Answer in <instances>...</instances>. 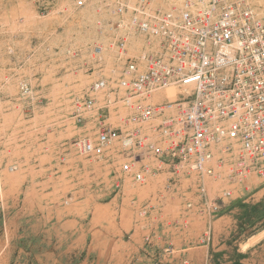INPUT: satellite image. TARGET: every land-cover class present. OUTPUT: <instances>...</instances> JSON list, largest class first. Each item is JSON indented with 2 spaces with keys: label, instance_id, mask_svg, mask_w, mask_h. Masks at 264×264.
Here are the masks:
<instances>
[{
  "label": "rangeland",
  "instance_id": "rangeland-1",
  "mask_svg": "<svg viewBox=\"0 0 264 264\" xmlns=\"http://www.w3.org/2000/svg\"><path fill=\"white\" fill-rule=\"evenodd\" d=\"M113 22L104 0H0V264H264V241L245 247L264 229L261 179L233 188L204 243L202 217L165 192L169 174L116 188L108 158L76 155L71 94L94 80L76 53L107 47Z\"/></svg>",
  "mask_w": 264,
  "mask_h": 264
},
{
  "label": "built area",
  "instance_id": "built-area-1",
  "mask_svg": "<svg viewBox=\"0 0 264 264\" xmlns=\"http://www.w3.org/2000/svg\"><path fill=\"white\" fill-rule=\"evenodd\" d=\"M156 1L104 0L112 39L76 53L94 80L71 94L70 141L109 159L116 188L169 174L165 192L202 217L207 243L233 188L264 182V0Z\"/></svg>",
  "mask_w": 264,
  "mask_h": 264
},
{
  "label": "crops",
  "instance_id": "crops-1",
  "mask_svg": "<svg viewBox=\"0 0 264 264\" xmlns=\"http://www.w3.org/2000/svg\"><path fill=\"white\" fill-rule=\"evenodd\" d=\"M264 241V229L253 234L248 238L246 243L248 244L247 249H252ZM245 243V244H246Z\"/></svg>",
  "mask_w": 264,
  "mask_h": 264
},
{
  "label": "bare ground",
  "instance_id": "bare-ground-1",
  "mask_svg": "<svg viewBox=\"0 0 264 264\" xmlns=\"http://www.w3.org/2000/svg\"><path fill=\"white\" fill-rule=\"evenodd\" d=\"M177 1H178V0H177ZM177 1H176V2H177ZM183 1H184V0H182V3H183ZM259 2H260L261 4H263V1H259ZM182 3H181V4H182ZM173 94H174V93H170L172 99H176L175 94H174V95H173ZM247 246H248V244H245V247H247Z\"/></svg>",
  "mask_w": 264,
  "mask_h": 264
}]
</instances>
